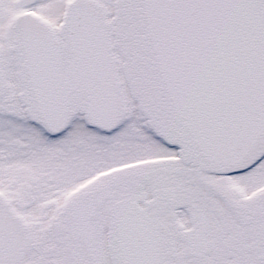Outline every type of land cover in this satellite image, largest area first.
<instances>
[{"label": "snow or ice", "instance_id": "snow-or-ice-1", "mask_svg": "<svg viewBox=\"0 0 264 264\" xmlns=\"http://www.w3.org/2000/svg\"><path fill=\"white\" fill-rule=\"evenodd\" d=\"M0 264H264V0H0Z\"/></svg>", "mask_w": 264, "mask_h": 264}]
</instances>
